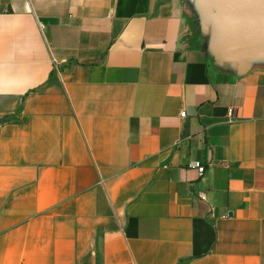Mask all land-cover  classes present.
<instances>
[{
	"label": "crops",
	"instance_id": "0c3cea01",
	"mask_svg": "<svg viewBox=\"0 0 264 264\" xmlns=\"http://www.w3.org/2000/svg\"><path fill=\"white\" fill-rule=\"evenodd\" d=\"M0 264H264V8L0 0Z\"/></svg>",
	"mask_w": 264,
	"mask_h": 264
},
{
	"label": "water",
	"instance_id": "95a60500",
	"mask_svg": "<svg viewBox=\"0 0 264 264\" xmlns=\"http://www.w3.org/2000/svg\"><path fill=\"white\" fill-rule=\"evenodd\" d=\"M234 3L240 7H250L254 5H259L264 8V0H233Z\"/></svg>",
	"mask_w": 264,
	"mask_h": 264
},
{
	"label": "built area",
	"instance_id": "2783aa9c",
	"mask_svg": "<svg viewBox=\"0 0 264 264\" xmlns=\"http://www.w3.org/2000/svg\"><path fill=\"white\" fill-rule=\"evenodd\" d=\"M232 113H233V109H230L229 110V115L232 116ZM192 165L194 167H196L201 172H203L205 170V166H204V164L201 161H195L194 163H192Z\"/></svg>",
	"mask_w": 264,
	"mask_h": 264
}]
</instances>
